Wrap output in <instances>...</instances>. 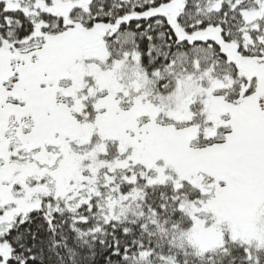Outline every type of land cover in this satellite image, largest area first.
I'll list each match as a JSON object with an SVG mask.
<instances>
[{"label":"snow or ice","instance_id":"1","mask_svg":"<svg viewBox=\"0 0 264 264\" xmlns=\"http://www.w3.org/2000/svg\"><path fill=\"white\" fill-rule=\"evenodd\" d=\"M0 264H264V0H0Z\"/></svg>","mask_w":264,"mask_h":264}]
</instances>
